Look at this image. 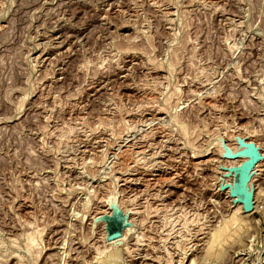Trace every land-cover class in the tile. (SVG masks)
Listing matches in <instances>:
<instances>
[{
  "label": "rangeland",
  "instance_id": "rangeland-1",
  "mask_svg": "<svg viewBox=\"0 0 264 264\" xmlns=\"http://www.w3.org/2000/svg\"><path fill=\"white\" fill-rule=\"evenodd\" d=\"M140 261L264 264V0H0V264Z\"/></svg>",
  "mask_w": 264,
  "mask_h": 264
},
{
  "label": "bare ground",
  "instance_id": "bare-ground-1",
  "mask_svg": "<svg viewBox=\"0 0 264 264\" xmlns=\"http://www.w3.org/2000/svg\"><path fill=\"white\" fill-rule=\"evenodd\" d=\"M249 142H250V141H249ZM246 145L249 146V143L246 144ZM238 156H239V155H238ZM233 218H234V217H232L231 219H233ZM231 222H232V221H231ZM231 222H230V223H231ZM234 222H235V221H234ZM235 223H236V222H235ZM220 228H221V227H220ZM216 230H217V229H216ZM217 233H218V232H217ZM212 234H213V233H212ZM215 234H216V233H215ZM220 234H223V233L220 232ZM212 236H213L212 240H216V238L220 239V238L222 237V235H221L220 238L216 235V238L214 239L215 236H214V235H212ZM214 242H215V241H214ZM214 242H213V243H214ZM210 244H211V242H210ZM211 246H212V245H211ZM211 248H212V247H211ZM209 249H210V248H209ZM142 258H143V257H142ZM135 260H136V259H135ZM138 263H139V262H138ZM140 263L144 264V263L141 262V261H140ZM149 263H150V262H149ZM150 264H151V263H150Z\"/></svg>",
  "mask_w": 264,
  "mask_h": 264
},
{
  "label": "water",
  "instance_id": "water-1",
  "mask_svg": "<svg viewBox=\"0 0 264 264\" xmlns=\"http://www.w3.org/2000/svg\"><path fill=\"white\" fill-rule=\"evenodd\" d=\"M121 234H122L121 231H119V232H117V233H113V234L110 235V238L114 239V238H116V237H119Z\"/></svg>",
  "mask_w": 264,
  "mask_h": 264
},
{
  "label": "trees",
  "instance_id": "trees-1",
  "mask_svg": "<svg viewBox=\"0 0 264 264\" xmlns=\"http://www.w3.org/2000/svg\"><path fill=\"white\" fill-rule=\"evenodd\" d=\"M238 194H240L241 196H244V192L243 191H239Z\"/></svg>",
  "mask_w": 264,
  "mask_h": 264
}]
</instances>
